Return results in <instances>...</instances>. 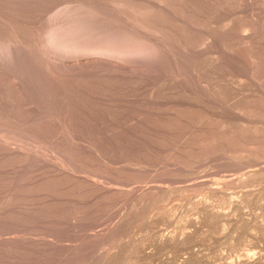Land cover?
<instances>
[{
  "label": "rangeland",
  "instance_id": "rangeland-1",
  "mask_svg": "<svg viewBox=\"0 0 264 264\" xmlns=\"http://www.w3.org/2000/svg\"><path fill=\"white\" fill-rule=\"evenodd\" d=\"M248 257L264 0H0V264Z\"/></svg>",
  "mask_w": 264,
  "mask_h": 264
},
{
  "label": "bare ground",
  "instance_id": "bare-ground-1",
  "mask_svg": "<svg viewBox=\"0 0 264 264\" xmlns=\"http://www.w3.org/2000/svg\"><path fill=\"white\" fill-rule=\"evenodd\" d=\"M252 257V256H251ZM251 260H253V258L251 259ZM250 259H249V257L247 258V260H245V261H243L242 262V264H255V262H253V261H251ZM254 261H257L256 259H254ZM257 263V262H256ZM259 264V263H258Z\"/></svg>",
  "mask_w": 264,
  "mask_h": 264
}]
</instances>
